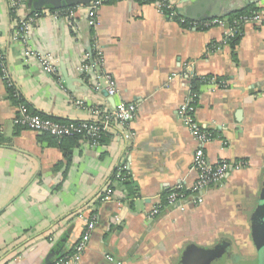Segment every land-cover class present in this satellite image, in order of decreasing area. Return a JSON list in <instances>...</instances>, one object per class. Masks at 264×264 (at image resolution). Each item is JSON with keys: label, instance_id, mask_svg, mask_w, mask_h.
I'll list each match as a JSON object with an SVG mask.
<instances>
[{"label": "crops", "instance_id": "crops-1", "mask_svg": "<svg viewBox=\"0 0 264 264\" xmlns=\"http://www.w3.org/2000/svg\"><path fill=\"white\" fill-rule=\"evenodd\" d=\"M10 1L0 0V47L9 83L31 112L58 122H95L93 111L109 112L119 103L137 112L131 139L112 122L97 146L82 138L65 142L68 160L41 134L15 123L18 101L0 75V264H55L66 255L72 264H175L187 247L216 250L221 240L231 244V257H255L249 218L264 175V28L241 26L232 49L231 39L223 43L226 28L183 25L133 0L103 5L94 27L85 6L21 0L15 13ZM169 1L183 14L181 0ZM188 1L190 22H227L251 6L264 12V0ZM35 14L40 17L23 44L18 19ZM40 58L51 63L53 75ZM196 78L216 85L194 89ZM110 81L114 97L106 92ZM189 90L198 96L197 123L214 137L205 148L209 163L247 166L208 188L201 205L190 199L168 206L174 186L190 187L196 179L197 143L177 113ZM118 167L121 180L114 179ZM107 186L114 196L102 202ZM154 207L161 212L150 216ZM81 217L95 226L76 255Z\"/></svg>", "mask_w": 264, "mask_h": 264}, {"label": "built area", "instance_id": "built-area-1", "mask_svg": "<svg viewBox=\"0 0 264 264\" xmlns=\"http://www.w3.org/2000/svg\"><path fill=\"white\" fill-rule=\"evenodd\" d=\"M111 0H93L87 6L85 10L88 17V25L94 27L97 23V13L99 9ZM137 3L150 4L159 13L165 14L173 19H177L178 22H185V15L178 13L177 6L174 2L169 0H133ZM21 0H11L10 8L12 12L19 9ZM56 16V15H55ZM40 15L35 14L25 19H18L16 37L22 40L23 44H26V38L30 27ZM57 17V16H56ZM198 22V21H197ZM197 22H190L191 27H199L201 29H209L212 27L226 28V34L223 38V43H227L230 39L240 35V28L243 25H252L260 28H264V12L255 11L247 15H242L234 20L231 25H228L223 18H215L211 20H203ZM26 55H30L27 51ZM88 58L92 57V54H87ZM97 54V58H98ZM41 65L46 74L53 75L54 68L46 58L39 59ZM89 66L82 67V71H86ZM183 77L187 80L191 78L189 67L184 68ZM0 75L2 80L8 87L12 86L9 83L5 66L4 55L0 47ZM203 83L208 85H216L215 79L202 78ZM13 89V88H12ZM106 92L109 97H114L117 94L116 87L112 81L109 82ZM13 96L19 101V97L13 90ZM197 93H189L184 103L179 107L177 113L180 120L188 129L190 135L197 143V148L192 157V169L196 172V179L194 183L187 187L181 183L174 186L167 194L166 201L168 206H181L182 202L192 200L196 205L203 203L204 192L210 187L218 186L228 175L229 172H236L245 168L246 162L242 160L229 161L227 159H220L215 163H209L205 155V148L213 141L214 137L211 132L204 130L197 123L195 119V108L197 104ZM74 105L77 107H84L80 101H74ZM18 115L15 123L22 127H25L37 134H48L53 136L57 141L64 138H70L73 136H80L90 146H97L101 138L108 132L112 122H116L122 127V137L124 140H129L133 134L129 131L130 124L136 116V107L133 105H125L119 103L109 112L93 111V114L97 117L95 122H58L46 117H42L38 114L32 113L24 103L20 102L17 106ZM114 179H122V169L117 168ZM113 190L110 186H107L101 195L100 200L102 202H109L113 199ZM161 212L160 207H154L151 210L150 216H157ZM84 223V230L81 238L77 242L74 253L81 255L89 242L91 232L94 229L95 223L93 219L80 218ZM106 261L109 263H115L112 257L107 256ZM55 264H72L69 256H61L55 260ZM117 264V263H115Z\"/></svg>", "mask_w": 264, "mask_h": 264}, {"label": "flooded vegetation", "instance_id": "flooded-vegetation-1", "mask_svg": "<svg viewBox=\"0 0 264 264\" xmlns=\"http://www.w3.org/2000/svg\"><path fill=\"white\" fill-rule=\"evenodd\" d=\"M260 218L258 213H253L249 218L250 229L252 226H258ZM218 248L214 250L209 249H192L187 247L182 251L180 257L175 264H264V251L261 254L257 253L255 249V257H231V244L224 240L219 241ZM216 247V246H215ZM189 250H193L199 259H194L190 256ZM197 251V252H196ZM214 251V252H213Z\"/></svg>", "mask_w": 264, "mask_h": 264}, {"label": "water", "instance_id": "water-1", "mask_svg": "<svg viewBox=\"0 0 264 264\" xmlns=\"http://www.w3.org/2000/svg\"><path fill=\"white\" fill-rule=\"evenodd\" d=\"M63 1H64L63 5L67 3L68 6H87L93 0H63ZM179 4L182 6L183 15L190 17L191 7H189V1L181 0ZM80 72L83 73L84 71L81 70ZM255 213H258L260 218V223L258 224V226L251 227L250 237L257 253L261 254L262 251H264V175L262 178L260 193L258 195L257 206L254 211V214ZM189 253L192 258L197 260L199 259V257L196 255L195 252H193V250H189Z\"/></svg>", "mask_w": 264, "mask_h": 264}, {"label": "trees", "instance_id": "trees-1", "mask_svg": "<svg viewBox=\"0 0 264 264\" xmlns=\"http://www.w3.org/2000/svg\"><path fill=\"white\" fill-rule=\"evenodd\" d=\"M67 10V9H66ZM255 11H257V9H255L254 7H248V8H246V9H244V10H241V11H236V12H234L233 14H230L226 19H227V24L228 25H231V23L234 21V20H236L238 17H240V16H242V15H247V14H250V13H252V12H255ZM69 13V12H68ZM185 20V22L184 23H182L183 25L184 24H186V25H188L189 23H190V20L189 19H187V18H185L184 19ZM189 20V21H188ZM194 22V21H193ZM199 28V27H198ZM199 29H201V28H199ZM238 40H239V36L237 37V36H235L233 39H231L230 41H229V43L228 44H230V46L232 47V49H234L235 48V46H236V44H237V42H238ZM199 83H202V80L200 79V78H196V79H194L193 80V87H194V89H196L195 87H196V85L197 84H199ZM6 87H7V90H8V92H9V94H10V96H11V98L13 97L15 100H17L14 96H13V89L11 88V87H8V85L6 84ZM12 98V99H13ZM18 101V100H17ZM17 103H20V101H18ZM25 105V104H24ZM26 106V105H25ZM27 107V106H26ZM28 108V107H27ZM29 109V108H28ZM33 113V112H32ZM36 114V113H35ZM41 138L42 139H45V140H47L48 142H50L51 144H53L54 146H56V147H58V148H60L62 151H63V153H65L66 152V150H65V142H75V141H77L78 139H80V136H73V137H70V138H64V139H61L60 141H57L53 136H50V135H48V134H41ZM103 138V137H102ZM101 138V139H102ZM69 155H70V153H65V156H66V158L69 160Z\"/></svg>", "mask_w": 264, "mask_h": 264}]
</instances>
